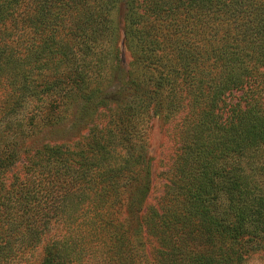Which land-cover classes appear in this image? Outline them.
I'll use <instances>...</instances> for the list:
<instances>
[{
    "label": "trees",
    "instance_id": "16d2710c",
    "mask_svg": "<svg viewBox=\"0 0 264 264\" xmlns=\"http://www.w3.org/2000/svg\"><path fill=\"white\" fill-rule=\"evenodd\" d=\"M121 3L143 70L123 78ZM158 115L175 153L152 204ZM39 245L36 264H264V0H0V264Z\"/></svg>",
    "mask_w": 264,
    "mask_h": 264
},
{
    "label": "rangeland",
    "instance_id": "374dc122",
    "mask_svg": "<svg viewBox=\"0 0 264 264\" xmlns=\"http://www.w3.org/2000/svg\"><path fill=\"white\" fill-rule=\"evenodd\" d=\"M126 12V7L123 3L113 12V19L116 27L115 45L119 54V67L123 71L121 78L127 73L140 75L143 73V70L133 61L131 50L124 38L125 26L127 24ZM68 125L69 123H66L63 126L54 128L52 131L55 132L51 131V134L44 131V134H41V137L39 136L38 143L50 140H75L77 134L80 132H71L70 129H68ZM172 131L173 123L165 121L161 115L154 117L150 123L148 145L145 153L152 172V190L148 198V203L154 204L157 202L163 191V185L166 182V173L170 169L175 153ZM82 132L84 133V131H81V133ZM146 248H148V245ZM41 255L42 245H39L33 250L32 255L30 251H27L24 253L23 258L31 259V261L36 264L39 262ZM247 264H262V260L259 255H253L248 259Z\"/></svg>",
    "mask_w": 264,
    "mask_h": 264
}]
</instances>
